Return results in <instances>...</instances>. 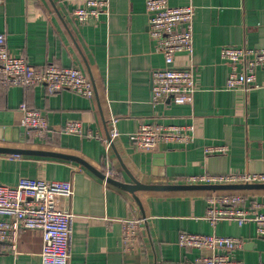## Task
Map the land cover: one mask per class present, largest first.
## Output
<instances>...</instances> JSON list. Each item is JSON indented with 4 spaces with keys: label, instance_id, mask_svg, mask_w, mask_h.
I'll return each instance as SVG.
<instances>
[{
    "label": "crops",
    "instance_id": "obj_1",
    "mask_svg": "<svg viewBox=\"0 0 264 264\" xmlns=\"http://www.w3.org/2000/svg\"><path fill=\"white\" fill-rule=\"evenodd\" d=\"M107 1V12L81 24L72 14L85 0H0V33L11 55L36 68L76 67L94 87L93 99L68 90L49 94L43 86H5L0 73V146L73 155L126 183L122 165L139 182L158 185H182L203 174L264 173V68L258 88L228 90L229 66L220 58L224 46L264 49V0H167L172 7L194 6L193 53L175 56L177 68L194 72L189 106L153 101V72L164 61L148 36L146 0ZM21 104L44 116V131H19ZM111 119L118 136L107 146ZM68 122L80 123L83 135L62 132ZM147 123L192 125L193 139L139 151L130 135ZM216 146L227 152L205 153ZM21 178L71 182L73 196L61 205L74 214L68 264H194L209 254L181 248L182 232L238 238L239 261L264 263V237L253 223L213 227L205 220L211 191L138 192L143 216L131 195L78 163L0 153V185L15 186ZM226 193L244 195L249 210L264 214V190L215 192ZM131 218L142 225L128 249L122 222ZM41 247V233L25 231L17 253L0 243V264H41Z\"/></svg>",
    "mask_w": 264,
    "mask_h": 264
},
{
    "label": "built area",
    "instance_id": "obj_2",
    "mask_svg": "<svg viewBox=\"0 0 264 264\" xmlns=\"http://www.w3.org/2000/svg\"><path fill=\"white\" fill-rule=\"evenodd\" d=\"M107 0H85V6L75 9L73 16L79 23L97 20L107 12ZM148 36L162 54L164 66L153 72L152 96L155 103L169 100L175 106H189L196 91L194 72L191 68H177L175 56L193 53L194 6L172 7L167 0H146ZM6 38L0 33V73L2 84L30 88L43 86L52 94L68 90L87 99L94 98V87L90 78L76 67L60 68L48 65L36 68L22 57L13 56L6 47ZM222 62L229 66L226 89L248 91L258 88L257 72L264 68V49L224 46L220 50ZM22 126L44 131L46 121L42 114L21 104ZM194 127L162 126L156 123L142 124L130 135L139 151H153L159 143L188 144L193 139ZM68 135H83L78 122H68L62 127ZM118 136L115 119H111L109 139L111 144ZM110 146V145H109ZM224 146L207 147L208 155L225 154ZM186 185H234L264 184V173H232L225 175H195L186 178ZM73 196L70 181H44L21 178L15 186L0 185V243L17 253L18 237L25 231H39L42 238L41 264H68L74 214L61 207L62 201ZM246 197L238 193L212 194L207 198L205 220L216 226L222 221H232L238 226L253 223L257 235L264 237V214L249 210ZM122 242L128 249L137 238L142 220L131 218L122 222ZM178 245L184 249L207 251L194 264H244L235 253L242 241L233 237L215 234L178 235ZM264 264V263H259Z\"/></svg>",
    "mask_w": 264,
    "mask_h": 264
},
{
    "label": "water",
    "instance_id": "obj_3",
    "mask_svg": "<svg viewBox=\"0 0 264 264\" xmlns=\"http://www.w3.org/2000/svg\"><path fill=\"white\" fill-rule=\"evenodd\" d=\"M19 131L25 132L26 130L29 132V129L25 127H18ZM5 132V136L8 133V129H3ZM14 130V129H13ZM16 130V129H15ZM29 139V136L26 137ZM5 140V139H4ZM1 154H12V155H22V156H33V157H43V158H55L62 159L66 161H71L78 163L79 165L88 169L91 173L103 179L106 183L116 187L117 189L124 191L131 195L139 206L141 214L144 216V212L141 206V202L136 195L138 192H187V191H250V190H264V184H234V185H158V184H143L139 182L135 177L132 176L122 165L123 170L129 178L130 182L119 181L115 177L104 175L91 167L86 161L83 159L68 155L65 153H58L54 151H46L42 149H26V148H11V147H1Z\"/></svg>",
    "mask_w": 264,
    "mask_h": 264
}]
</instances>
